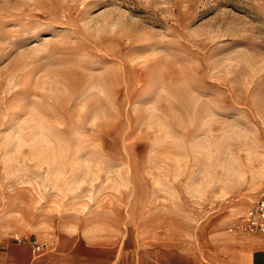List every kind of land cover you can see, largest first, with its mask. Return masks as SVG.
Here are the masks:
<instances>
[{"label":"rangeland","instance_id":"obj_1","mask_svg":"<svg viewBox=\"0 0 264 264\" xmlns=\"http://www.w3.org/2000/svg\"><path fill=\"white\" fill-rule=\"evenodd\" d=\"M264 193V0H0V231L188 247Z\"/></svg>","mask_w":264,"mask_h":264},{"label":"crops","instance_id":"obj_2","mask_svg":"<svg viewBox=\"0 0 264 264\" xmlns=\"http://www.w3.org/2000/svg\"><path fill=\"white\" fill-rule=\"evenodd\" d=\"M237 232V231H236ZM233 236L210 233L188 247L152 242L138 237L133 264H264V239L258 234ZM47 241V240H46ZM119 245L108 241L71 238L37 246L18 242L0 231V264H123Z\"/></svg>","mask_w":264,"mask_h":264},{"label":"built area","instance_id":"obj_3","mask_svg":"<svg viewBox=\"0 0 264 264\" xmlns=\"http://www.w3.org/2000/svg\"><path fill=\"white\" fill-rule=\"evenodd\" d=\"M228 230L258 234L264 239V193L240 213L237 222L229 227ZM26 239H29L32 244L37 246L47 245L46 240H39L27 236L16 237L18 242H23Z\"/></svg>","mask_w":264,"mask_h":264}]
</instances>
